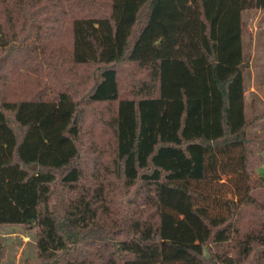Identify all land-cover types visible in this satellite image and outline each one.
<instances>
[{
	"label": "trees",
	"instance_id": "obj_1",
	"mask_svg": "<svg viewBox=\"0 0 264 264\" xmlns=\"http://www.w3.org/2000/svg\"><path fill=\"white\" fill-rule=\"evenodd\" d=\"M51 6L68 16L67 38L65 21L48 24ZM245 8L0 0V225L36 231L27 264H264V219L241 226L257 206L253 181L264 185V133L250 135L253 121L239 114L252 55ZM63 61L98 68L87 100L57 90L76 72ZM123 69L141 74L132 96H121ZM31 86L36 96L13 99ZM85 104L110 114L109 161L96 181L79 162Z\"/></svg>",
	"mask_w": 264,
	"mask_h": 264
},
{
	"label": "rangeland",
	"instance_id": "obj_2",
	"mask_svg": "<svg viewBox=\"0 0 264 264\" xmlns=\"http://www.w3.org/2000/svg\"><path fill=\"white\" fill-rule=\"evenodd\" d=\"M256 1L257 3H255ZM259 1L246 0V8L243 11V18L246 24L244 36L245 44L247 46L250 41L252 42V55L250 68L244 74V103L243 106L240 107L239 114H243L245 119L253 121L249 128V134L252 136L264 133V5ZM43 5L49 8L48 4L44 3ZM76 9L77 8L74 7L69 11L72 10L74 12ZM50 10L52 12L49 11V16H52V19H50L48 24L51 26L59 24L58 21H55V17H59V21H65L64 38H67L70 28L68 16L53 13V6L50 7ZM70 64L71 62H62L61 65L62 68H64L63 72L67 73L66 71L68 69H74L76 72L66 75L63 78L64 83L58 84L57 90L58 88L66 89L69 87L71 92H78L76 95L77 99L87 100V95L95 82L98 68L94 65L72 66ZM31 65L39 69L37 61H32ZM4 71L6 72L7 69ZM29 74L33 75L32 71L28 70L27 72H22V74H20V79H24ZM128 74L127 69H123L120 78L121 96L124 97L132 96L133 87L131 84L135 83L138 85V78L141 75L134 73L135 78L132 80ZM47 79L49 80V77ZM54 83H57V78ZM37 93L38 88L36 86H31L21 87L11 93V95L13 99H15L34 97ZM85 105L86 108L82 112V127L79 138V146L81 149L79 162L82 164V167L85 168L89 176L88 181H96L95 176H100L105 169V167H102L101 170L98 171L95 170L96 166L104 161H109L108 154L110 148L108 142L111 128L108 124V119L110 114L107 113V108L105 106ZM98 110L104 112V121L95 115ZM257 117L258 120L255 122ZM259 172L264 175V165L259 169ZM232 178L234 181V176H232ZM110 179L111 181L113 180V178ZM223 181H230V179L223 176ZM229 184L231 186V183ZM230 191L231 188L225 187L224 195L226 197H232ZM252 194L257 198V206H247L245 208L246 211L244 212L245 214L242 217L243 220L241 223L242 230H247V228L255 226L264 219V185L253 181ZM94 233V230H87L85 235L92 237ZM36 241L35 230L26 229L23 225L19 224L0 225V264L34 263L38 256ZM255 259L256 257H251L249 262L253 263Z\"/></svg>",
	"mask_w": 264,
	"mask_h": 264
}]
</instances>
